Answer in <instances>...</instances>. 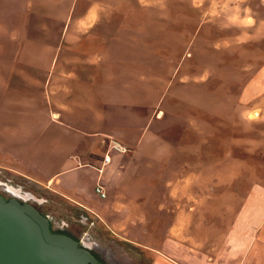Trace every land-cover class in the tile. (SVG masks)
<instances>
[{
  "label": "crops",
  "instance_id": "1",
  "mask_svg": "<svg viewBox=\"0 0 264 264\" xmlns=\"http://www.w3.org/2000/svg\"><path fill=\"white\" fill-rule=\"evenodd\" d=\"M100 1L0 0V78L3 81L0 86V153L3 154L0 168L5 166L28 181L31 178V182L85 211L105 232L117 236L112 229H115L114 225L120 228L121 225L114 223V205L120 207L116 222L130 221L131 224L141 214L133 210V207L138 209L139 200L143 202L142 208L143 204L154 206V221L173 218L167 212L171 205H176L177 214L185 213L187 207L191 211L193 206L179 207L184 202L182 193L179 197L173 196L168 191L169 185L187 188L189 182L203 183L208 179L217 185L218 175L224 171L228 159L234 157V149L220 151L217 148L214 129L220 121L202 102L196 106L200 111L186 108L194 117L164 118V113L157 110L158 100L151 89L153 82H140V72L132 65L118 64L126 58L124 55L120 54L119 59L117 55L102 53L109 46L124 43L119 37L108 40L106 34L100 32L106 20L123 8L114 6L113 10H105L106 14H102L98 6ZM122 2L118 0V5ZM88 43L100 47L101 51H87ZM140 86L152 92L154 100L151 98L150 102V97L142 94L140 101ZM196 110L198 114L191 112ZM200 113H207L208 117L203 119L198 116ZM226 129H231L229 124ZM113 144L126 147L128 154L109 150ZM7 146L22 149V152L12 155L5 150ZM105 155L110 157L108 165H102L101 159ZM54 159L59 162L58 166L53 165ZM29 162L44 174L45 181L22 172L23 167H29ZM145 163L147 167L143 166ZM90 170L96 174L91 181L93 194L94 187L101 185L102 177L107 175L106 185H101L106 199L94 194L102 207L100 212L76 192L78 187L84 186L82 183L87 173L90 176ZM172 172H179V176L170 177L168 182ZM226 183H221L226 191H232L236 184L233 180ZM145 185L156 192L153 198H145L142 191ZM132 188L137 190V198L130 204L124 194ZM263 188L253 184L250 191L256 198L247 195L245 207L232 214L236 217L235 222L238 216L246 217L248 225L251 220V231L246 233L257 238L254 241L259 247L258 254L262 255V264ZM116 197L118 202L112 200ZM196 201L199 204L201 197ZM171 211L176 213L173 207ZM204 216L217 219L208 212H204ZM165 227L153 235L163 237L159 249L149 245L134 247H143L157 255L162 252L161 247L169 249ZM256 228L258 231L253 230ZM136 229L141 230L139 235L143 237L151 233L142 226H136ZM136 229L130 230L131 233ZM124 235L121 233L119 239L129 243ZM248 251L245 249L244 253L247 255ZM251 255L254 260L256 254Z\"/></svg>",
  "mask_w": 264,
  "mask_h": 264
},
{
  "label": "rangeland",
  "instance_id": "2",
  "mask_svg": "<svg viewBox=\"0 0 264 264\" xmlns=\"http://www.w3.org/2000/svg\"><path fill=\"white\" fill-rule=\"evenodd\" d=\"M123 5L128 6L124 21L126 26L116 29L118 23L113 16L106 20L100 32L122 38L124 43L109 46L102 53L117 55L119 59L120 54L124 55L126 58L118 64L132 65L140 72V82H153L154 88L151 89L158 100L155 101L157 110L164 113V118L194 117L186 108H196L201 102L208 107L207 111L217 113L221 124L214 129L217 148L220 151L234 149V157L228 159L224 171L218 175V187L209 179L203 183L189 182L187 188L169 185L168 191L173 196L179 197L182 193L184 202L179 207L193 206V209L189 211L187 207L185 213L177 214L176 205H171L167 207V212L173 218L167 220V217L166 221H154V206L143 204L142 208L143 202L139 200L141 204L133 210L141 214L131 221L133 224L130 221L116 222L120 207L114 205V223L120 224L121 228L113 224L115 229L112 231L117 236H111L85 211L31 182V178L28 181L1 166L0 183L13 187V196L27 199L50 221L54 233H67L80 244L89 245L90 253L102 264H262V255L258 254L259 247L254 241L257 238L246 233L250 230L251 220L248 225L246 217L238 216L235 222L236 217L232 214L245 207L247 195L256 198L250 191L251 185L264 187V0H128ZM98 6L102 14H106L104 11H111L114 6L122 8V3L118 5V0H101ZM136 7H144L147 11L144 14L133 11ZM87 51L99 53L101 48L88 43ZM0 86H3L1 78ZM142 94L148 95L150 102L151 98L154 100V94L144 86L139 93L140 101ZM159 101L161 104L158 107ZM198 111L191 112L198 114ZM140 112L145 114L141 108ZM198 116L206 119L208 114L200 113ZM227 124L230 130L226 129ZM7 147L5 150L12 155L22 152V149ZM0 156L3 154L0 153ZM52 162L54 166L59 165L56 160ZM29 164V167L21 169L22 172L45 181L44 174L35 165ZM89 172L90 176L87 173L82 183L84 186L78 187L76 192L100 212L102 207L97 195L91 192V181L96 174L91 170ZM106 176L101 179L102 186L106 185ZM178 176L179 172L170 173L168 182L170 177ZM232 180L236 183L234 189L224 190L221 183L228 184L226 182ZM147 187L145 185L142 189L145 198H153L156 192ZM135 191L132 188L124 194L130 204L137 198ZM261 192L264 194L263 190ZM198 197L202 201L196 204ZM112 200L115 202L118 197ZM172 207L176 213L171 211ZM204 212L217 216V219L205 218ZM134 225L142 226L152 234L143 237L139 235L141 230ZM164 225L166 243L170 248L161 247L160 255H152L142 249L145 245L159 249L162 237L153 235ZM133 229L136 230L131 233ZM253 230L258 231L257 228ZM121 233L126 234L124 236L129 243L119 239ZM134 245L143 247L139 249ZM245 249L249 250L247 255ZM251 254H256L254 260Z\"/></svg>",
  "mask_w": 264,
  "mask_h": 264
},
{
  "label": "water",
  "instance_id": "3",
  "mask_svg": "<svg viewBox=\"0 0 264 264\" xmlns=\"http://www.w3.org/2000/svg\"><path fill=\"white\" fill-rule=\"evenodd\" d=\"M24 200L0 196V264H102Z\"/></svg>",
  "mask_w": 264,
  "mask_h": 264
},
{
  "label": "trees",
  "instance_id": "4",
  "mask_svg": "<svg viewBox=\"0 0 264 264\" xmlns=\"http://www.w3.org/2000/svg\"><path fill=\"white\" fill-rule=\"evenodd\" d=\"M128 0H123V2H122V8H123V10L122 11H119V13H117L116 15H111L109 18H111V17H113V16H116L114 19H115V23H118V26L116 27V29H120V28H122V26H126V24L124 23V21H126V10L128 9L127 7L128 6H124L123 4H124V2H127ZM131 8V7H130ZM137 9H135V8H133L134 10L133 11H135L136 10V12H138V13H145L147 10H146V8H144V7H136ZM264 11V8H262V12ZM107 37V39L109 40V39H112L114 36H106ZM113 39H115V38H113ZM263 41H264V38H263ZM204 92V91H203ZM201 94H202V91H201ZM209 113H210V111H209ZM211 114H213V113H211ZM214 116H218L217 115V113H214ZM229 151H230V149H229ZM228 151V152H229ZM252 186V185H251ZM250 187V186H249ZM162 229V228H161ZM159 231L160 230H158L157 232L159 233ZM53 232V231H52ZM107 233V232H106ZM108 234V233H107ZM156 237H158V235L156 236ZM155 238V237H154ZM162 241H163V237H162V239L160 240V243H162ZM152 255H157L156 253H152Z\"/></svg>",
  "mask_w": 264,
  "mask_h": 264
},
{
  "label": "built area",
  "instance_id": "5",
  "mask_svg": "<svg viewBox=\"0 0 264 264\" xmlns=\"http://www.w3.org/2000/svg\"><path fill=\"white\" fill-rule=\"evenodd\" d=\"M109 150L117 152L119 154H128L129 152L126 147L115 144L109 146ZM101 161L102 165H108L110 163V157L108 155H105L102 157ZM94 194L97 195L100 199H106L107 197V194L105 193L103 187L98 184L94 187Z\"/></svg>",
  "mask_w": 264,
  "mask_h": 264
},
{
  "label": "flooded vegetation",
  "instance_id": "6",
  "mask_svg": "<svg viewBox=\"0 0 264 264\" xmlns=\"http://www.w3.org/2000/svg\"><path fill=\"white\" fill-rule=\"evenodd\" d=\"M12 190H15L13 187L11 186H5L3 184L0 183V196L4 197L5 199H9V198H17V196H13L14 194H12ZM5 194H7L6 197ZM21 195V194H20ZM23 196V195H22ZM21 200V199H19ZM30 201V200H29ZM50 223V221H49ZM51 228V227H50ZM64 234V233H63ZM66 235H68L67 233H65ZM69 236V235H68ZM82 245V244H81ZM90 251V250H89ZM94 256V255H93ZM95 257V256H94ZM96 258V257H95ZM97 259V258H96ZM98 260V259H97ZM99 261V260H98ZM100 262V261H99ZM101 263V262H100Z\"/></svg>",
  "mask_w": 264,
  "mask_h": 264
}]
</instances>
